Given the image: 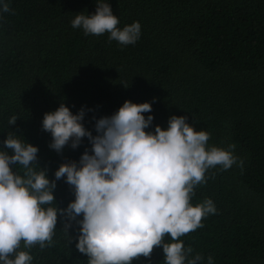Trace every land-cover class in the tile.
Instances as JSON below:
<instances>
[{
    "label": "trees",
    "instance_id": "16d2710c",
    "mask_svg": "<svg viewBox=\"0 0 264 264\" xmlns=\"http://www.w3.org/2000/svg\"><path fill=\"white\" fill-rule=\"evenodd\" d=\"M119 28L138 21L135 44L85 35L71 21L95 11V0H9L0 14V147L15 133L37 146L36 167L48 178L62 163L79 161L91 145L57 153L42 118L64 103L84 125L113 114L125 101L152 103L156 125L186 116L210 133L209 145L227 148L243 166L210 168L194 189L193 205L211 198L216 213L179 239L214 264H264V0H108ZM13 116L16 123L9 125ZM15 170L22 174V166ZM53 206L67 207L74 189L56 181ZM56 204V205H55ZM77 219H80L78 217ZM70 226L65 231V224ZM76 221L58 216L51 246L29 251L32 264H88L75 247ZM71 240V242H70ZM165 240L169 237L166 235ZM162 247L133 264H163Z\"/></svg>",
    "mask_w": 264,
    "mask_h": 264
},
{
    "label": "clouds",
    "instance_id": "9594fccd",
    "mask_svg": "<svg viewBox=\"0 0 264 264\" xmlns=\"http://www.w3.org/2000/svg\"><path fill=\"white\" fill-rule=\"evenodd\" d=\"M9 11V0H0V14ZM118 24L108 0H95L94 13H76L71 21L86 36L108 33L109 41L121 45L140 39L138 21L122 29ZM154 102L125 101L113 114L93 117L95 135L84 125L83 107L74 114L60 103L45 113L41 123L51 135L50 149H76L84 138L91 145L78 162L62 163L53 180L46 169L34 167L37 146L15 133L6 135L0 147V264H32L21 242L23 249L51 246L58 216L79 225L75 247L88 264H133L140 256L150 257L154 247H162L163 264H205V257L193 255L179 239L217 211L211 198L193 205L194 189L206 182L210 168L228 170L243 161L234 155V144L209 145L210 133L195 130L186 116L172 115L166 128L146 131L154 116L144 114L152 112ZM16 120L10 118L9 125ZM61 178L74 189L64 209L53 206ZM206 264H214L211 256Z\"/></svg>",
    "mask_w": 264,
    "mask_h": 264
}]
</instances>
